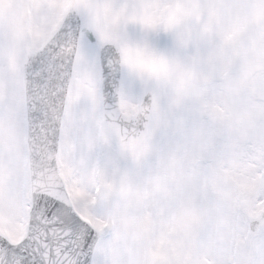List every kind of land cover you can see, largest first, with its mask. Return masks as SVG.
Segmentation results:
<instances>
[{
  "label": "snow or ice",
  "instance_id": "6c2138e0",
  "mask_svg": "<svg viewBox=\"0 0 264 264\" xmlns=\"http://www.w3.org/2000/svg\"><path fill=\"white\" fill-rule=\"evenodd\" d=\"M0 264H264V0H0Z\"/></svg>",
  "mask_w": 264,
  "mask_h": 264
}]
</instances>
